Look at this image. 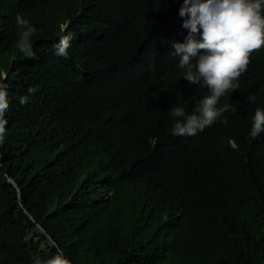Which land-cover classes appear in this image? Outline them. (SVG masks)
<instances>
[{"label": "trees", "instance_id": "obj_1", "mask_svg": "<svg viewBox=\"0 0 264 264\" xmlns=\"http://www.w3.org/2000/svg\"><path fill=\"white\" fill-rule=\"evenodd\" d=\"M182 2L0 0V264L53 245L74 264H264V133L249 136L264 50L221 98L236 105L227 125L173 135L171 107L190 115L210 94L171 54ZM18 13L37 28L36 59L16 47ZM68 33V57L55 55Z\"/></svg>", "mask_w": 264, "mask_h": 264}, {"label": "clouds", "instance_id": "obj_2", "mask_svg": "<svg viewBox=\"0 0 264 264\" xmlns=\"http://www.w3.org/2000/svg\"><path fill=\"white\" fill-rule=\"evenodd\" d=\"M262 5L264 0H183L179 16L184 18L182 27L188 31L183 42L173 43L175 51L171 54L179 58L178 67L183 70L182 77L187 83L207 87L210 94L199 100L190 115L182 106L171 107L173 135L195 136L221 121L224 113L235 114L236 105L221 104V98L240 89L239 78L250 67V56L256 50H264ZM15 22L18 29L17 49L24 57L36 59L32 37L37 28L19 13ZM72 40V33L61 35L53 45L55 55L67 58ZM35 91L31 86L27 89L29 95ZM247 99L251 103L256 101L252 94ZM28 101V95L19 97L21 105ZM9 107L8 85L0 81V146L7 135L5 114ZM221 122L227 125L228 120L224 118ZM261 133H264V108L258 107L252 116L249 136L255 139ZM53 247V254L33 257V264H74L62 248Z\"/></svg>", "mask_w": 264, "mask_h": 264}, {"label": "rangeland", "instance_id": "obj_3", "mask_svg": "<svg viewBox=\"0 0 264 264\" xmlns=\"http://www.w3.org/2000/svg\"><path fill=\"white\" fill-rule=\"evenodd\" d=\"M39 229V228H38ZM31 235H33V233H31Z\"/></svg>", "mask_w": 264, "mask_h": 264}, {"label": "water", "instance_id": "obj_4", "mask_svg": "<svg viewBox=\"0 0 264 264\" xmlns=\"http://www.w3.org/2000/svg\"><path fill=\"white\" fill-rule=\"evenodd\" d=\"M40 228V227H39Z\"/></svg>", "mask_w": 264, "mask_h": 264}]
</instances>
